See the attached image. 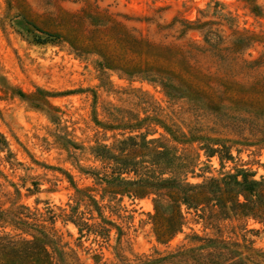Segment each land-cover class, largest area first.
<instances>
[{"label":"rangeland","instance_id":"1","mask_svg":"<svg viewBox=\"0 0 264 264\" xmlns=\"http://www.w3.org/2000/svg\"><path fill=\"white\" fill-rule=\"evenodd\" d=\"M9 1L0 264H264V0ZM89 6L157 48L152 81L73 43Z\"/></svg>","mask_w":264,"mask_h":264},{"label":"trees","instance_id":"2","mask_svg":"<svg viewBox=\"0 0 264 264\" xmlns=\"http://www.w3.org/2000/svg\"><path fill=\"white\" fill-rule=\"evenodd\" d=\"M9 1V0H8ZM11 2L9 1L8 4ZM83 11V10H82ZM81 11V12H82ZM92 13L91 18H95L96 24H100V28L96 32V35H91L90 37L85 35L84 33L77 32L75 30L74 36L75 39L73 40V43L80 45V47H83L84 49L88 50V48L95 47L97 51L100 53H103V57H107L112 60V62H115V59L118 58V55L123 53L124 54V59L123 63L128 64V71L137 69V73H144L143 75L149 80L151 77H153L154 74H151L148 72L150 68H153L154 66L160 64H163L164 61H166L164 58H161L159 56V53H156L155 55L149 56V52H154L157 51V48L154 47L153 49L151 48V45L146 46L145 40L141 36H139V33L134 30L133 28L131 29L130 26L129 28H126L121 24L120 22L116 21L113 17H110L108 15H103L96 7L89 6V11ZM63 14L67 17H70V19L76 18L75 16L78 15H73L69 13H65L63 11ZM61 17V16H60ZM105 17H107L105 19ZM105 19L106 21L102 20ZM104 21V22H103ZM104 23V24H103ZM34 25V24H33ZM114 28L111 31H107L108 28ZM127 26V25H126ZM76 25L73 27L74 29ZM34 28L36 29L37 32L40 34H43L45 36L46 40H49L56 45L60 43L63 38L60 34L52 33L49 31L44 30L41 27L35 26ZM84 35V36H83ZM80 37H83L86 41L81 42L79 40ZM45 39L42 38H36V41H44ZM214 38H204V42L208 44L209 46H216V44H219L222 42L220 39L218 42H214L212 40ZM83 52V51H80ZM161 59V60H160ZM118 63V60H117ZM235 84V83H233ZM236 92L234 90H229V95H234ZM236 97V96H235ZM0 147L3 148H9L5 138L0 134ZM240 187H245L246 185H256L255 183H248L246 178H244L242 184H236ZM2 213L0 212V215ZM35 231L37 234L40 236V238L47 239L48 236L44 231V227L40 226L39 228H35ZM82 232V231H81ZM40 238L38 236H33L32 240H23V243L25 244V249L23 251H18L19 254L25 255L27 252L26 250H29V253L35 258L38 257L40 254L38 253L36 249L37 243L40 241ZM13 242V247L17 245V242L15 240L11 241ZM67 256L68 254L66 252L61 251L60 257L62 256ZM46 264H58L54 262H45ZM71 262H61V264H70Z\"/></svg>","mask_w":264,"mask_h":264}]
</instances>
